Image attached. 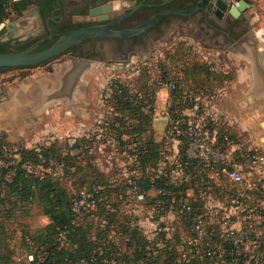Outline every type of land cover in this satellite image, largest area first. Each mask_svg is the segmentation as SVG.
Wrapping results in <instances>:
<instances>
[{
  "label": "rangeland",
  "instance_id": "rangeland-1",
  "mask_svg": "<svg viewBox=\"0 0 264 264\" xmlns=\"http://www.w3.org/2000/svg\"><path fill=\"white\" fill-rule=\"evenodd\" d=\"M252 1L254 6L245 13H254L250 27L257 35L255 47L264 49V0ZM35 8L32 3L24 8L28 14L25 18L17 13L14 5L11 7L10 22L20 26L10 32L5 25L0 30V46L13 44L19 47L37 36L42 24ZM201 35L200 31L194 33L192 30L175 32L158 42L150 53L135 55L129 60L95 63L77 78L78 84L70 82L73 70L68 68L67 56H58L44 65L0 71V76L5 75L0 80V104L4 100H16L11 106L16 107L18 113L17 119L10 120L6 117L7 112L0 109V136L14 146L32 148L43 144L51 148L49 158H46L48 171L62 178L74 199H78L81 192L78 180H90L91 170L86 168L89 161L99 170L102 180L109 178L113 184L125 180L128 186L135 184L133 177L152 173L156 176L158 169L165 165L167 175H162L161 183L173 188L177 200L186 197L188 191H200V187L198 190L191 186V178L186 181L174 164H168L175 155L183 159L187 148L183 138L180 141L178 135L155 133L153 120L166 110L171 116L177 114V122L194 123L212 110L211 105L206 104L217 99L219 90L227 82L224 76L233 79L231 71L223 70L225 61L218 55V49L206 47ZM127 97L134 100L133 108H126L122 103ZM73 112H80L82 116L63 118ZM148 116H151V122H148ZM143 118L147 120L145 123L139 121ZM261 134L264 136V132ZM225 136L226 148L236 145L253 149L248 134L240 136L234 130L226 129ZM142 137L146 142L143 143ZM259 137L255 136L254 141ZM147 142L156 143L159 159L141 172L138 156L141 144L145 146ZM81 161L86 167L76 174H73L74 167L66 165ZM224 189L230 195L237 191L229 181L225 182ZM136 191V188L126 190L127 197L117 219L121 221L127 217L130 225L139 228L149 242H159L162 256L157 264H164L167 257L178 263L227 264L206 257L203 242L190 243L193 237L191 221L189 214L182 210V202L172 204L170 211L163 209L159 214L148 215L139 211ZM10 215L0 213V264H45L46 248L24 237L26 230L47 222L42 208L35 205L28 214L13 212ZM154 219L157 221L155 232L150 224ZM110 234L119 236L115 231ZM118 241L121 242L120 238ZM167 242L171 243L168 247ZM35 254L39 260L33 263ZM232 256H227V261H232ZM237 264H264V245L256 250L243 248Z\"/></svg>",
  "mask_w": 264,
  "mask_h": 264
},
{
  "label": "trees",
  "instance_id": "trees-1",
  "mask_svg": "<svg viewBox=\"0 0 264 264\" xmlns=\"http://www.w3.org/2000/svg\"><path fill=\"white\" fill-rule=\"evenodd\" d=\"M5 1L0 0V24L11 16V9L5 5ZM5 48L6 46H2L1 52H7ZM24 49L25 47L21 50ZM4 69L6 68H0V71ZM224 79L228 81L231 76L225 75ZM133 102L127 97L122 103L126 108H133ZM171 117L177 121V114ZM139 121L145 123L147 120L143 118ZM148 122H151V118ZM178 122L183 127L182 120ZM173 135H177V132ZM141 140L146 142L143 137ZM156 146L155 142H147L145 146L141 144L138 156L141 172H145L148 165L157 163L159 153L156 152ZM46 147L43 144L32 148L14 146L0 136V213L9 216L13 212L28 214L35 205L42 208L43 214L49 217V222L26 230L24 237L29 242L46 248L45 264H82L83 261L87 264H157L162 256L161 247L157 246L159 242H149L139 228L130 225L127 217L121 221L117 219L127 197L126 190L135 188L136 185L142 191H148L152 187V174L135 176L132 179L135 184L128 186L125 180L115 184L109 178L102 180L103 176L90 161L87 167L82 161L78 164H66L75 168L73 174L81 172L85 167L91 170L90 180L79 179L78 183L81 192L93 194L91 199L95 201V210L75 213L72 209L75 196L70 193L62 178L48 171L49 163L46 158H49L51 148ZM156 181L158 188L167 192L161 195V200L173 196V188L161 183V180ZM111 231L119 236H111ZM61 232H65L63 237L60 236ZM119 238L121 242L118 241ZM167 243V247L171 245L170 242ZM38 260L39 257L35 254L33 263ZM169 263L188 264L178 263L167 257L164 264Z\"/></svg>",
  "mask_w": 264,
  "mask_h": 264
},
{
  "label": "flooded vegetation",
  "instance_id": "flooded-vegetation-1",
  "mask_svg": "<svg viewBox=\"0 0 264 264\" xmlns=\"http://www.w3.org/2000/svg\"><path fill=\"white\" fill-rule=\"evenodd\" d=\"M235 1L237 0H32L42 30L19 47L3 44L0 49L2 46H6L7 51L21 50L24 47L26 49L51 37L39 50L54 44L60 36L87 27H108L109 33L150 23L131 35L104 34L85 38L60 54L59 56L68 57V68L73 70L70 82L77 83L82 72L95 63L103 64L113 59L129 60L135 55L150 53L158 42L175 32L200 31L202 43L209 48L224 50L235 47L241 36L250 29L246 13H233L236 9Z\"/></svg>",
  "mask_w": 264,
  "mask_h": 264
},
{
  "label": "built area",
  "instance_id": "built-area-1",
  "mask_svg": "<svg viewBox=\"0 0 264 264\" xmlns=\"http://www.w3.org/2000/svg\"><path fill=\"white\" fill-rule=\"evenodd\" d=\"M15 1L6 0L5 5L11 9ZM10 23V17L5 18L0 30ZM209 117L212 118V115L205 113L194 123L182 121L181 123L185 124L183 127L175 120L168 124L166 133L177 132L180 141L183 138V142L187 145L183 159H178L175 155L174 160L168 164H174L186 181L191 178L196 179L195 182H201L212 174L217 186L229 181L237 187V191L232 195L225 193L226 204L217 223H210L207 216L197 213L191 204L186 202L181 204L182 210L190 216V229L193 233L190 243L203 242V252L206 257L227 264H237L242 249L246 248L247 251L251 247L256 250L261 246L260 240L264 237V152L230 146L226 148L225 135L222 140H218L216 134L209 132L206 124ZM194 159L198 165L195 164ZM162 175H167L165 165L158 169L156 176L152 173V187L158 188L156 180H160ZM135 188L137 199H145L146 191H142L136 185ZM159 193L167 194L161 189ZM92 195L82 191L78 199H73V211L75 213L94 211L95 201L91 199ZM164 202L165 200H159V204ZM237 221H241L242 224L236 226ZM64 235L65 232L60 233L61 237ZM230 255H233V259L227 261L226 257ZM82 264L87 263L83 261Z\"/></svg>",
  "mask_w": 264,
  "mask_h": 264
},
{
  "label": "crops",
  "instance_id": "crops-1",
  "mask_svg": "<svg viewBox=\"0 0 264 264\" xmlns=\"http://www.w3.org/2000/svg\"><path fill=\"white\" fill-rule=\"evenodd\" d=\"M250 2L254 3L252 0ZM30 3H32V0H16L13 5L17 13L27 18L28 14L24 11V8L27 9ZM253 3L252 5L254 6ZM246 15L249 18V25L253 26L251 21L255 17L254 13L250 12ZM19 26V23L16 22L15 26L10 28V32ZM252 28L250 27L249 31L241 36L235 47L218 50V55L223 56L225 61L223 62L225 66H223V70L231 71L233 79L228 80L225 83L226 85L219 90L216 100L207 102L206 105H211L212 107V110L207 111V113L211 114L212 118L214 116V118H207L206 124L209 132L216 134V139L218 140H222V135L225 134L226 129H230L240 136L248 134L253 141L251 147L264 150V136L261 134L264 132V49L255 47L258 40ZM3 78H5V75L0 76V80H3ZM13 102H16V100H4L0 104V109L2 108V110L7 112L6 117L10 120L18 117L16 107L11 106ZM165 105L164 103L163 106ZM59 114L58 112L57 115ZM78 115L82 116V113L73 112L67 116L64 115L63 118L77 119ZM173 120L169 112L164 110L163 113L153 120V130L157 134H162L166 132L168 124ZM8 135L11 136V133ZM257 135H260V137L258 141H254ZM243 141H246L245 138L242 139ZM233 147L238 148L239 146L233 145ZM224 184L225 182L222 183V186H217L212 174H209L201 182H192L191 186L198 190L201 188L200 191L192 193L188 191L186 197H180L179 200L174 195L167 196L163 204H159V200H161L159 189L151 187L146 191L145 199L139 200V211H144L148 215L152 213L159 214L163 209L170 211L172 203L180 201L191 204L194 210L207 216L210 223H217L219 216L224 211L227 200ZM43 215L47 219L45 223L47 224L49 217L45 214ZM150 224L154 226L155 232L157 227L156 219ZM241 224V221L236 222V226ZM260 243L261 246L264 245V237L261 238Z\"/></svg>",
  "mask_w": 264,
  "mask_h": 264
},
{
  "label": "water",
  "instance_id": "water-1",
  "mask_svg": "<svg viewBox=\"0 0 264 264\" xmlns=\"http://www.w3.org/2000/svg\"><path fill=\"white\" fill-rule=\"evenodd\" d=\"M252 3L249 0H237L235 1L234 14L241 15L247 12L252 8ZM150 23H144L137 27L120 31V32H109L104 33L105 30L107 31L108 27H87L83 29H79L77 31H73L67 35L60 36L57 42L52 44L51 46L39 49L38 48L48 42L51 37L38 41L37 43L33 44L32 46L24 49V50H14V51H7V52H0V68H13V67H34L38 66L45 61L59 56L64 51H66L71 45L74 43L83 40L85 38L96 36V35H131L136 32L141 31L145 27H147ZM15 23H10L8 25L9 28H13ZM108 32V31H107Z\"/></svg>",
  "mask_w": 264,
  "mask_h": 264
},
{
  "label": "bare ground",
  "instance_id": "bare-ground-1",
  "mask_svg": "<svg viewBox=\"0 0 264 264\" xmlns=\"http://www.w3.org/2000/svg\"><path fill=\"white\" fill-rule=\"evenodd\" d=\"M104 33H107V31L105 30V32Z\"/></svg>",
  "mask_w": 264,
  "mask_h": 264
}]
</instances>
